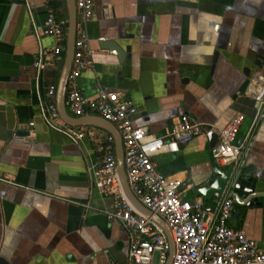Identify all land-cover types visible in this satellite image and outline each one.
<instances>
[{
  "label": "crops",
  "instance_id": "crops-1",
  "mask_svg": "<svg viewBox=\"0 0 264 264\" xmlns=\"http://www.w3.org/2000/svg\"><path fill=\"white\" fill-rule=\"evenodd\" d=\"M57 1L0 0V264H130L129 233L103 214L112 196L89 189L87 169L101 165L110 135L80 126L87 134L74 145L38 116L58 81L47 73L61 66L36 83L34 59L54 40L32 30L44 28ZM84 31L92 69L77 88L87 97L100 89L125 95L133 126L160 138L183 116L212 129L244 117L235 167L252 178L260 204L225 194L233 201L228 225L264 248V0H94ZM103 42L117 44L123 59ZM210 149L203 134L155 158L156 169L181 182L184 200L202 202L193 180L226 169Z\"/></svg>",
  "mask_w": 264,
  "mask_h": 264
},
{
  "label": "built area",
  "instance_id": "built-area-1",
  "mask_svg": "<svg viewBox=\"0 0 264 264\" xmlns=\"http://www.w3.org/2000/svg\"><path fill=\"white\" fill-rule=\"evenodd\" d=\"M28 7L29 0H20ZM45 4L49 0H43ZM94 0H74L76 36L73 59L67 81L64 105L73 117L95 115L111 123L117 130L123 153V166L131 194L152 214L163 220L174 246L170 264H264V248L249 240L241 230L229 227L233 201L214 194V210L203 208L201 201L183 199L179 180L158 172L155 158L175 154L181 146L212 130L183 116L163 137L157 138L146 127L133 126L136 110L123 94L98 90L85 96L76 80L92 69V54L84 26L93 19ZM67 18H57L47 10L44 28H33L37 40L50 37L54 43L39 48L32 64L36 83L44 73L60 67L65 49ZM56 85H50L39 100V118L45 125L78 145L87 134L82 128L62 121L55 103ZM49 99L50 101L47 102ZM244 117L235 115L228 124L217 129L215 145L210 149L212 160L222 168L235 166L241 145L236 137ZM103 159L97 168H88L89 189L103 196H112L113 204L103 212L109 222L119 223L130 235V264H165L169 245L163 231L149 218L137 212L124 196L117 174L114 142L107 136L103 144ZM3 181V180H0ZM85 208H89L85 205Z\"/></svg>",
  "mask_w": 264,
  "mask_h": 264
},
{
  "label": "water",
  "instance_id": "water-1",
  "mask_svg": "<svg viewBox=\"0 0 264 264\" xmlns=\"http://www.w3.org/2000/svg\"><path fill=\"white\" fill-rule=\"evenodd\" d=\"M65 4L66 16H67V30L65 37V49L63 61L61 64L58 81L56 85L55 93V103L63 122L71 127H94L107 132L113 139L117 174L119 177L122 192L129 203L134 207V209L142 214L143 216L149 218L154 224H156L164 233L168 245V256L165 264H170L174 254V246L171 239L170 232L166 227L162 219L157 215L149 212L130 192L124 166H123V153L122 145L119 134L115 127L98 116H87V117H72L65 108L64 101L67 91V81L69 76V71L73 59L74 52V41L76 36V9L74 0H63ZM101 46L105 49L110 50L113 54L117 55L121 61L124 57V52L119 48V46L113 42H103ZM260 68V67H259ZM208 139V146L212 148L215 145L217 139V129H212L210 132L206 133ZM194 188L192 193L195 197L202 199L203 208L208 211H213L214 207L207 208V203L213 201L214 194L224 196L225 194L229 197L235 199L236 203L240 204V201L247 200L245 204L247 205H259L258 198L260 197L252 184V178L248 174L243 172V166L235 167L230 166L226 169H221L218 166H213L208 169L200 177L193 180ZM233 192L235 194H233ZM236 198L238 200H236Z\"/></svg>",
  "mask_w": 264,
  "mask_h": 264
},
{
  "label": "trees",
  "instance_id": "trees-1",
  "mask_svg": "<svg viewBox=\"0 0 264 264\" xmlns=\"http://www.w3.org/2000/svg\"><path fill=\"white\" fill-rule=\"evenodd\" d=\"M52 9L54 11V14L58 18L64 17V15H65V6H64V1L63 0H59L57 2H52ZM58 74H59V72H57V71H50L49 73H47V78L53 79L55 81L58 78Z\"/></svg>",
  "mask_w": 264,
  "mask_h": 264
}]
</instances>
